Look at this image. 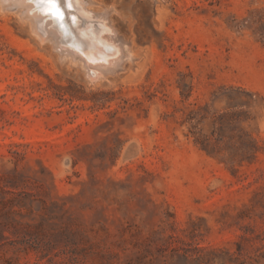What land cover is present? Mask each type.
Segmentation results:
<instances>
[{
	"label": "rangeland",
	"instance_id": "obj_1",
	"mask_svg": "<svg viewBox=\"0 0 264 264\" xmlns=\"http://www.w3.org/2000/svg\"><path fill=\"white\" fill-rule=\"evenodd\" d=\"M95 1L99 77L0 0V264H264V0Z\"/></svg>",
	"mask_w": 264,
	"mask_h": 264
},
{
	"label": "bare ground",
	"instance_id": "obj_2",
	"mask_svg": "<svg viewBox=\"0 0 264 264\" xmlns=\"http://www.w3.org/2000/svg\"><path fill=\"white\" fill-rule=\"evenodd\" d=\"M11 3L32 21L33 29L41 35L40 39L44 42L46 39L51 40L62 48L63 53V50L67 51L73 59L83 64H79L81 67L88 68L89 76L99 77L106 71L110 72L126 55L125 40L116 34L109 10L96 9L95 0H71L70 12L65 10L63 13L65 18L62 26H58L59 21L46 12L49 8L56 11V6L41 3L40 0H11ZM63 53V56L66 55Z\"/></svg>",
	"mask_w": 264,
	"mask_h": 264
},
{
	"label": "snow or ice",
	"instance_id": "obj_3",
	"mask_svg": "<svg viewBox=\"0 0 264 264\" xmlns=\"http://www.w3.org/2000/svg\"><path fill=\"white\" fill-rule=\"evenodd\" d=\"M41 3L56 6V11H53L52 8L46 10L47 13L53 15L57 21H59L58 26H62L64 21V11L67 10L70 12V3L71 0H40Z\"/></svg>",
	"mask_w": 264,
	"mask_h": 264
}]
</instances>
